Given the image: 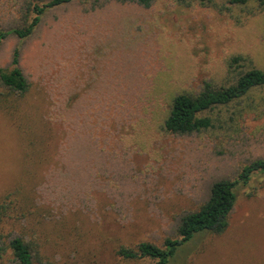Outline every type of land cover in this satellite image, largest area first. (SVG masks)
I'll return each mask as SVG.
<instances>
[{
    "label": "rangeland",
    "instance_id": "374dc122",
    "mask_svg": "<svg viewBox=\"0 0 264 264\" xmlns=\"http://www.w3.org/2000/svg\"><path fill=\"white\" fill-rule=\"evenodd\" d=\"M26 1L0 0V29L23 24ZM16 48L30 88L0 103V198L21 188L32 219L14 232L38 230L50 264H155L116 249L163 245L215 181L264 159V85L216 108L213 129L164 128L177 94L264 69L256 0H73L0 43V67ZM169 264H264V172L238 187L224 233L196 236Z\"/></svg>",
    "mask_w": 264,
    "mask_h": 264
},
{
    "label": "trees",
    "instance_id": "16d2710c",
    "mask_svg": "<svg viewBox=\"0 0 264 264\" xmlns=\"http://www.w3.org/2000/svg\"><path fill=\"white\" fill-rule=\"evenodd\" d=\"M73 0H27L21 26L0 29V43L10 35L23 40L32 35L45 12ZM87 1V0H83ZM136 2L149 7L155 0H119ZM186 3L187 0H177ZM209 5L213 0H196ZM229 4L245 5L250 0H227ZM264 7V0H256ZM214 5L218 6L217 3ZM222 9L224 6H219ZM242 61L241 56L231 60V67ZM264 85V69L253 67L238 75L227 86H214L206 83L199 93L182 92L171 103L164 120L166 131L177 134H192L208 131L215 127L211 113L219 107L229 106L247 95L256 87ZM30 88L23 70L19 65V49L13 53L11 68L0 67V103L9 97H22ZM264 172V159H257L245 165L235 179H221L213 183L208 200L197 210L186 213L179 223L175 237H167L163 245L142 241L136 247L119 246L116 254L126 260L149 258L155 264H169L182 248L205 232L222 234L229 226V218L237 201V189L248 184L254 174ZM31 204L23 196L21 188L6 191L0 198V264H50L45 261V242L38 230H20L16 226L26 225L32 219ZM12 227L10 231L6 228Z\"/></svg>",
    "mask_w": 264,
    "mask_h": 264
}]
</instances>
